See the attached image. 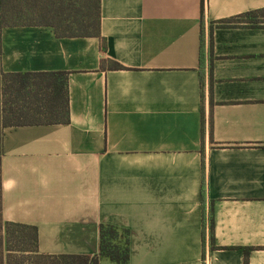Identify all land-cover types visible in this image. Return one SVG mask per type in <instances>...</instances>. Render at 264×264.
<instances>
[{
	"label": "crops",
	"instance_id": "0c3cea01",
	"mask_svg": "<svg viewBox=\"0 0 264 264\" xmlns=\"http://www.w3.org/2000/svg\"><path fill=\"white\" fill-rule=\"evenodd\" d=\"M260 9L101 0L102 37H60L0 0L1 68L67 71L70 98L68 123L5 129V221L45 254L96 255L108 224L129 264H264V23H218Z\"/></svg>",
	"mask_w": 264,
	"mask_h": 264
},
{
	"label": "trees",
	"instance_id": "16d2710c",
	"mask_svg": "<svg viewBox=\"0 0 264 264\" xmlns=\"http://www.w3.org/2000/svg\"><path fill=\"white\" fill-rule=\"evenodd\" d=\"M220 26H261L264 9L220 20ZM2 26L47 25L60 37H102L101 0H1ZM212 43H210V52ZM203 53V63H205ZM123 67L119 63L112 66ZM70 122L69 72H5L0 62V264L130 263V233L113 225L100 228L96 255L40 252L36 226L3 217L2 156L7 127Z\"/></svg>",
	"mask_w": 264,
	"mask_h": 264
}]
</instances>
